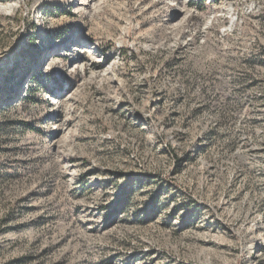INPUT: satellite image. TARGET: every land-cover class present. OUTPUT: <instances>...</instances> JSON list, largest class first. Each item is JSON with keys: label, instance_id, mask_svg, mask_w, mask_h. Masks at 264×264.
<instances>
[{"label": "rangeland", "instance_id": "374dc122", "mask_svg": "<svg viewBox=\"0 0 264 264\" xmlns=\"http://www.w3.org/2000/svg\"><path fill=\"white\" fill-rule=\"evenodd\" d=\"M0 264H264V0H0Z\"/></svg>", "mask_w": 264, "mask_h": 264}]
</instances>
